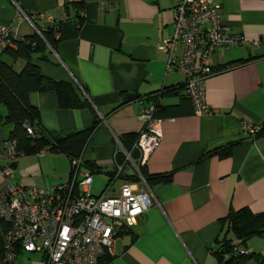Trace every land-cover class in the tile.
I'll return each instance as SVG.
<instances>
[{
	"label": "crops",
	"instance_id": "0c3cea01",
	"mask_svg": "<svg viewBox=\"0 0 264 264\" xmlns=\"http://www.w3.org/2000/svg\"><path fill=\"white\" fill-rule=\"evenodd\" d=\"M215 1L231 32L245 39L264 34V0ZM172 6V0H0V24L14 27L21 37L34 30L33 20L22 13H41L33 18L37 24L48 16L57 23L55 46L33 53L31 61L41 74L75 86L96 113L98 122L79 148L80 170L89 171L91 181L99 173L105 186L122 159L120 139L138 133L140 108L153 99V92L161 91V135L139 168L142 180L135 174L111 178L108 193L126 179L147 193L151 204L115 235L110 264H216L213 252L222 237L238 244L220 218L242 206L264 210V135H251L241 127L243 121L258 126L264 122V42L214 47L210 63L217 71L204 78L208 110L196 113L180 72L166 69V54L158 47L173 32ZM181 52L177 44L175 56ZM1 57L16 71L25 61L5 53ZM128 94L134 96L124 100ZM28 99L46 130L76 132L91 123L87 106L66 105L53 91H30ZM4 112L0 104V155L11 129ZM4 163L0 157V165ZM69 170L67 154L45 150L19 155L11 179L50 185ZM156 174L163 178L147 181ZM244 245L247 253L264 260V232ZM239 264L264 261L250 256Z\"/></svg>",
	"mask_w": 264,
	"mask_h": 264
},
{
	"label": "built area",
	"instance_id": "2783aa9c",
	"mask_svg": "<svg viewBox=\"0 0 264 264\" xmlns=\"http://www.w3.org/2000/svg\"><path fill=\"white\" fill-rule=\"evenodd\" d=\"M174 29L158 44L166 54V69L180 72L185 93L196 113L207 111L204 97V78L217 71L211 66L210 54L217 45L245 43L258 45L264 34L245 39L231 32L220 17L215 0H172ZM30 22L40 18L39 12L22 13ZM54 19L44 17L39 28L53 26ZM37 30L36 26H33ZM16 29L0 24V51L14 45L19 39ZM181 44V56L174 48ZM159 97H157V100ZM155 105L147 102L140 108L142 126L128 149L121 148L122 159L115 163L110 179L98 194L89 192L91 175L81 171V159H70V172L50 185H24L12 181L14 163L22 153L13 138L2 141L0 157V220L7 224L3 233L0 264H16L15 256L21 250L41 251L43 264H96L104 251L112 252L115 235L129 226L151 204L147 193L139 191L135 182L124 179L117 190L109 192L112 180L119 175H136L142 180L139 168L149 152L156 146L161 131L160 117L154 116ZM26 132L37 134L32 125L23 122ZM247 133L254 135L258 125L241 122ZM47 147L40 148L41 154ZM124 166V168H122ZM229 253H247L245 245L233 242ZM228 253V254H229Z\"/></svg>",
	"mask_w": 264,
	"mask_h": 264
},
{
	"label": "trees",
	"instance_id": "16d2710c",
	"mask_svg": "<svg viewBox=\"0 0 264 264\" xmlns=\"http://www.w3.org/2000/svg\"><path fill=\"white\" fill-rule=\"evenodd\" d=\"M73 4L78 5L79 7L81 6V2L75 1ZM32 20L37 30H33L31 33L26 34L19 39H15L13 46L0 51V104H3L5 107L3 120L11 123V129L9 130L7 137L15 140V146L22 154L36 153L40 148L46 146L47 150L64 152L70 159L79 157L80 146L85 140V137L98 122L97 115L88 100L81 97L80 92L75 86L64 81L54 80L41 74L37 66L31 61V55L33 53H42L48 47L53 48L55 46V33L57 30L56 22L53 26L39 28L40 24H37L33 18ZM78 21H81V18H79ZM3 53L7 54L11 59L19 57L23 58L25 61L21 69L18 71L14 70L11 64L1 57ZM40 56L46 58L43 54ZM182 86L184 87L183 83ZM30 91H53L66 105L87 106L92 114L90 125L87 128L76 132L59 133L46 130L40 122V114L37 107L28 99ZM160 92L161 91L153 92V99L149 101L153 102L155 105V110L153 111L154 116L160 115L161 110L164 108L160 105L159 99L157 100ZM185 95L188 97L186 93ZM132 96L134 95L128 94L125 96L124 100H127ZM24 121L32 125L37 134H28L23 125ZM77 133H81L82 135L79 136V138H72ZM260 134L264 135V122L261 126H258V130L254 135ZM136 135L137 133H127L124 135V139H120L125 149H128L131 146V142L135 139ZM230 144L231 142L226 144V149ZM226 149L218 152L224 153ZM84 163L86 162L84 161ZM87 165L92 170L94 169L92 164L88 163ZM151 178H163V175L156 174L146 177L147 181ZM220 223L225 231H231L234 237L238 238V244L244 245L245 241L251 236L264 232V210L253 212L246 206L237 209H230L220 218ZM6 228L7 224L3 220H0V255L3 243V233ZM233 245L234 244L231 242L230 238L222 237L219 240L218 246L213 252L216 257V264H239L244 258L250 256L258 258L263 263L264 260L257 253H244L237 255L229 253ZM19 252H21V250ZM225 253L227 255L224 258ZM110 258L111 254L104 251L98 256L96 264H110Z\"/></svg>",
	"mask_w": 264,
	"mask_h": 264
},
{
	"label": "rangeland",
	"instance_id": "374dc122",
	"mask_svg": "<svg viewBox=\"0 0 264 264\" xmlns=\"http://www.w3.org/2000/svg\"><path fill=\"white\" fill-rule=\"evenodd\" d=\"M104 180L99 173H93L89 192L92 194L100 192L102 187H104ZM15 262L16 264H43L44 260L41 251H21L16 254Z\"/></svg>",
	"mask_w": 264,
	"mask_h": 264
}]
</instances>
